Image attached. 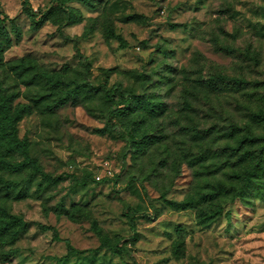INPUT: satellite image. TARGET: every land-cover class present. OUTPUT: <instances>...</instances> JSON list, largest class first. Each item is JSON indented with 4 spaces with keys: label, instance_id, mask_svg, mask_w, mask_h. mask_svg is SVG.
<instances>
[{
    "label": "rangeland",
    "instance_id": "1",
    "mask_svg": "<svg viewBox=\"0 0 264 264\" xmlns=\"http://www.w3.org/2000/svg\"><path fill=\"white\" fill-rule=\"evenodd\" d=\"M28 8L50 10L49 20L33 29ZM67 8L75 16L68 23ZM0 11L8 17L5 61L28 56L65 80L108 90L120 84L123 97L157 107L156 115L137 108L116 116L115 131L103 133L114 104L102 90L53 114L34 108L24 115L19 138L41 170L61 180L37 188L39 175L0 168L29 193L0 198L27 224L15 243L18 256L0 264H264L262 139L247 162L258 168L253 189L222 200V213L209 226L197 222L194 210L165 203L206 193L221 180L236 188L242 182L235 179L237 158L222 153L235 145L223 134L238 127L264 136V121L251 116L264 112V0H0ZM0 89L20 92L14 105L28 102L4 67ZM142 132L152 142L136 150L131 135ZM105 159L114 178L82 184L84 169L97 171ZM62 205L79 220L69 219ZM98 231L126 251L97 249ZM64 240L79 251L56 260L66 253Z\"/></svg>",
    "mask_w": 264,
    "mask_h": 264
},
{
    "label": "trees",
    "instance_id": "2",
    "mask_svg": "<svg viewBox=\"0 0 264 264\" xmlns=\"http://www.w3.org/2000/svg\"><path fill=\"white\" fill-rule=\"evenodd\" d=\"M60 5H63L65 1H79L85 4H90V0H57ZM29 6V5H27ZM49 11L35 13L32 9H27V15L31 21L33 29L41 27L46 21L49 20ZM1 13V11H0ZM138 15H133L130 18H136ZM66 23L75 20L71 9H66ZM8 17L4 15L0 18V67L12 74V77L16 82L24 87L28 102L13 103L14 99L19 97L20 92H13L8 89H0V168L10 170L14 174H20L23 171L29 172L30 175L40 176V180L36 182L37 188L42 186H50L57 184L61 177H53L48 173L41 170L37 161L29 154L28 142L26 139L19 138L17 134V123L26 114L37 108L43 114H53L60 107L67 103L72 106L84 104L86 100L91 99L98 93L99 90L103 91L105 99L110 104L106 114V123L103 132L115 131V125L111 124L112 119L116 116L123 115L128 111H134L137 108H144L149 115L157 114V107L150 105V103L140 97H123L124 92L120 84H115L110 90L101 89V87L94 86L88 81H78L75 79L65 80L58 72L48 71L40 69L35 64V61L28 57L22 56L15 59L4 60L3 50L9 44L8 32L4 26L5 20ZM107 36L110 38H116L121 40V37L114 33L112 29H107ZM237 88H241L243 81L241 79H235ZM19 91V90H17ZM115 92H119L122 97L114 98ZM252 111H248V115H251ZM254 116L257 122L264 121V112L255 113ZM140 136V140L136 141L135 137ZM225 138L234 143V146H227L222 150V153L228 154V157H236L238 170L235 173V179L241 180V184L236 188L232 183H226L221 180L216 184H211L210 189L206 193L198 196L188 195L182 200L166 199L165 203L173 210H186L192 209L196 212V220L203 226H209L214 222L222 213V200L229 198L228 200H234L241 193L248 192L253 189L252 178L257 174L258 168L256 165L250 166L247 162L252 155V147L256 144L258 139H262L261 152L264 154V136L256 135L246 131L241 133L238 127H233L229 132L223 134ZM131 139L134 143L136 150L144 148V145L152 142V136L145 133L133 134ZM17 154L22 156L20 161L12 160V157ZM264 161L261 158L258 163ZM262 165V164H261ZM241 168V169H240ZM262 168V166H261ZM242 170V171H241ZM241 171V172H240ZM95 171L84 169V173L80 179L82 184L87 178H91L95 182L109 181L107 178H103L100 181H96L94 178ZM113 175L110 180L114 178ZM12 197L20 199L29 196V193L24 188H16L15 181L13 179H6L0 175V198ZM64 214L72 221H78L79 217L71 214L70 211L62 205ZM226 216H229V212H225ZM27 227L26 221L17 214L12 213L9 208L0 203V262H10L12 258H15L20 253L18 247L15 246L16 241L19 238L21 232ZM94 227V225H93ZM131 229L134 231V225H131ZM100 235V244L97 249L104 248L112 251L113 253L120 254L126 249L119 244L118 240L111 241L108 236ZM66 245V253L62 257H55L54 259H65L73 253L78 252L75 247L68 240H64Z\"/></svg>",
    "mask_w": 264,
    "mask_h": 264
},
{
    "label": "built area",
    "instance_id": "3",
    "mask_svg": "<svg viewBox=\"0 0 264 264\" xmlns=\"http://www.w3.org/2000/svg\"><path fill=\"white\" fill-rule=\"evenodd\" d=\"M114 175L112 168V162L110 159L102 160L98 165V170L95 171L94 178L96 181H100L103 178L110 179Z\"/></svg>",
    "mask_w": 264,
    "mask_h": 264
}]
</instances>
